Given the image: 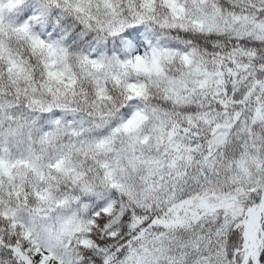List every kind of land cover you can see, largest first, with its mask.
Here are the masks:
<instances>
[{"label":"snow or ice","instance_id":"6c2138e0","mask_svg":"<svg viewBox=\"0 0 264 264\" xmlns=\"http://www.w3.org/2000/svg\"><path fill=\"white\" fill-rule=\"evenodd\" d=\"M0 264H264V0H0Z\"/></svg>","mask_w":264,"mask_h":264}]
</instances>
